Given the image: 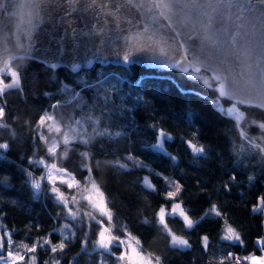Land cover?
Masks as SVG:
<instances>
[{
	"label": "trees",
	"instance_id": "trees-1",
	"mask_svg": "<svg viewBox=\"0 0 264 264\" xmlns=\"http://www.w3.org/2000/svg\"><path fill=\"white\" fill-rule=\"evenodd\" d=\"M11 67L19 70L22 86L6 90L4 96L7 117L0 124V142H8L9 148L0 149V176L8 175L10 179L0 181L2 221L13 230L17 243L21 240L31 243L49 229L59 227H63L68 237V247L63 252L52 254L48 245H42L36 253L37 264H44L45 260L54 264L56 259L60 264H98L101 258L105 264L118 263L119 258L114 253L121 251L119 246L108 252L96 248L98 219L104 218L99 213H95L98 219L89 216L92 209L82 198L78 204L72 203L71 196H82V193L60 184L69 192L71 206L80 209L79 215L70 217L64 204L51 191L45 165L38 162L41 157L48 163L57 162L81 178L82 183H87L83 180L87 175L83 167L87 160L81 155L85 151L91 154L95 178L114 210L116 234L124 235V227L129 228L141 237L145 252L163 253V264H210L213 256L218 260L230 250L245 255L256 247L255 238L264 235V214L253 212L251 206L256 195L264 192V153L242 140L231 119L213 110L209 100L216 96L215 92L188 80L178 69L96 63L78 72L66 67L53 71L31 59L15 60ZM65 83L70 87L61 91ZM179 89L194 90L197 94H182ZM45 91L51 95L45 96ZM56 101L60 103L53 107ZM45 112L59 122V133L49 132L47 127L42 130L36 127ZM248 117L264 120V112L248 110ZM153 123L173 136L165 139V151L153 147L156 137V128L151 127ZM74 127L79 131L73 132ZM41 131L48 138L47 144L40 139ZM116 132L121 134L116 136ZM65 133L77 135V140L64 145ZM260 135L264 132L252 127L249 139ZM80 137H87L89 142H81ZM189 138L204 144L205 153L193 154L185 142ZM54 140L61 145L55 158L48 154V145ZM256 142L264 143L259 139ZM234 145L243 152L241 156H236ZM65 151L66 158L62 155ZM129 152L143 157L144 165L137 166L134 160H128ZM172 155L178 159L173 161ZM29 157L34 159L30 161ZM116 161L128 167L123 168ZM27 171L33 173V178L42 177L39 190L32 186ZM156 171L186 185L182 196L194 217H200L212 201H217L228 213L230 222L241 230L246 243L241 246L238 241L220 240L221 218L209 213L191 229H185L179 217H170L171 226L183 232L191 244V247L171 246L154 216L156 206L170 203L163 196L170 186L155 174ZM232 173L237 175L238 181L232 183L231 191H226L222 185ZM250 174L255 175L251 186ZM145 175L152 178L157 191L144 187ZM213 185L218 187L212 195H196L200 187L212 188ZM144 196L148 197L151 207ZM144 217L149 218L148 223H144ZM37 225L41 226L40 231H35ZM203 233L210 236L209 251L201 245ZM58 237L59 233L54 232L53 238Z\"/></svg>",
	"mask_w": 264,
	"mask_h": 264
},
{
	"label": "snow or ice",
	"instance_id": "snow-or-ice-1",
	"mask_svg": "<svg viewBox=\"0 0 264 264\" xmlns=\"http://www.w3.org/2000/svg\"><path fill=\"white\" fill-rule=\"evenodd\" d=\"M58 2L66 3V0H58ZM138 6L146 7L147 11L152 13L151 18L158 24V29L146 38L142 33L138 34L140 39H137L136 43L140 47L134 46L132 50H140V48L155 50L153 48L155 45L159 47L161 54L168 56V38L160 32V29H170L179 36L180 32L177 29L187 28L189 30L188 39L180 42L182 51L171 56V62L166 66L179 69L188 80L199 83L209 91L215 92L216 96L209 100L213 110L224 118L231 119L242 140L248 141L254 149L264 153V143L256 142L257 139L264 141V135L252 136L249 139L252 127L264 132V120L254 118L249 120L248 117V110L264 112V0H149L147 5ZM24 7V5H19L18 11L22 13ZM122 8V5L117 6L115 12L112 13L117 22L120 19L117 13H120ZM66 15L70 17L71 12L67 11ZM68 22L73 23L70 19ZM43 23V18L37 15L30 21L29 28L34 31ZM75 31L76 29L72 28V32ZM157 36L159 38H156ZM29 47L31 46L29 45ZM131 54V51L125 52L123 60L129 62ZM47 66L53 71L59 67L55 63H50ZM79 68V64L71 66L73 72ZM21 86L20 72L10 66V61L0 67V100H4L6 90ZM69 87L66 83L62 84L61 91ZM179 90L182 94H197L194 90ZM44 95L50 96L51 93L45 91ZM201 98L205 97L202 96ZM225 101L227 102L226 105L223 103ZM59 103L56 101L53 107L58 106ZM6 117L7 108L6 100H4L0 104V124L5 122ZM246 120H248L247 124L244 123ZM36 127L41 130L47 127L49 132L59 133L61 131L59 122L47 112L39 117ZM151 127L156 128L153 147L165 149V138L171 139L172 134L163 127H157L154 123ZM78 131L75 127L73 128V132ZM120 134V132L115 133L116 136ZM195 135L193 133V136ZM40 139L46 144L48 143V138L43 135L42 131ZM80 139L85 144L89 142L87 137H80ZM76 140L77 135L65 133L63 144L70 145ZM185 142L195 155L206 151V146L197 140L189 138ZM60 147V143L54 141L48 145V154L55 158ZM8 148V142H0V149L7 150ZM237 148L238 146L234 145L233 151L239 157L243 152L238 151ZM62 155L66 158L67 151ZM81 155L87 160L83 166L87 171L83 180L87 183H82L81 178H78L75 173H69L67 168L60 167L57 162L48 163L43 157L39 159L38 162L44 164L47 169V180L52 185L51 191L55 193L57 200L64 204L68 213L75 218L79 213L71 206L70 194L59 185L64 184L68 189H76L78 193H82V196L72 195L71 202L78 204L82 198L92 209L88 212L89 216L97 218L95 213H99V216L104 217V219L97 218L100 228L95 243L100 248L111 250L113 243L120 241L122 244L121 251L114 253L119 258L120 264H163V253L145 252L141 237L129 228L124 227V235L116 234L114 210L108 203L105 191L95 178L91 154L85 151ZM126 156L128 160H134L137 166L144 165L143 157L131 152L127 153ZM33 159V157H29L30 161ZM177 159V156L172 155L173 161ZM116 163L123 168L128 167L127 164L120 161H116ZM96 164L99 165V161H96ZM155 174L170 186V190L163 193L165 200L170 201V203L163 202L156 206L154 216L157 223L162 226V230L166 232L168 243L171 246L191 247V244L183 232H178L171 226L170 217H179L184 228L191 229L209 213L214 217L221 218L220 240L238 241L241 246L246 243L241 230L230 222L228 213L222 210L217 201H212L200 217H194L188 211L185 198L182 196L186 185L162 171H156ZM27 176L32 186L39 190L42 185V177L33 178L31 171H27ZM9 179L8 175L0 176L2 182H7ZM248 180L251 186V182L255 180V175L250 174ZM237 181V175L232 173L222 187L226 191H231L232 183ZM143 185L147 190L157 191V185L149 175L143 177ZM217 187V185H213L212 188L200 187L196 195L201 193L212 195L213 190ZM143 199L151 207L148 197L144 196ZM12 203L15 204L16 202L13 200ZM251 208L253 212L264 214V192L256 195ZM3 215L4 213H0V250L4 251V255H0L2 264H37L38 256L36 253L42 245H48L52 254L63 252L68 247L66 242L68 237L64 234L63 227L49 229L31 243L26 240L17 243L13 238V230L3 223ZM143 219L144 223L149 222L148 217ZM24 227L27 230L28 226L25 225ZM40 230L41 226L37 225L35 231ZM54 232L59 233V237L56 239L53 238ZM254 243L256 247L245 255L230 250L225 255L220 256L218 260L217 257L213 256L210 264H264V235L257 236ZM201 245L206 251H209L210 236L208 233L201 235ZM44 264H48V261L45 260ZM54 264H60V260L56 259ZM98 264H105V262L101 258Z\"/></svg>",
	"mask_w": 264,
	"mask_h": 264
},
{
	"label": "water",
	"instance_id": "water-1",
	"mask_svg": "<svg viewBox=\"0 0 264 264\" xmlns=\"http://www.w3.org/2000/svg\"><path fill=\"white\" fill-rule=\"evenodd\" d=\"M148 3L149 0H66V3L0 0V67L8 63V58L23 55L69 68L73 64L88 67L95 60H101L103 64L172 69L166 65L171 62V56L182 51L180 42L188 39L187 28H178L179 36L170 29H160L168 38V56L161 54L155 45V50H132L134 46L140 47L136 43L140 39L138 34L142 33L146 38L158 29V24L151 18L152 13L146 7L138 6ZM19 5L25 6L22 13L18 11ZM120 5L123 8L117 13L120 16L117 22L112 13ZM67 11L71 12L70 17L66 15ZM37 15L44 23L36 30H30V21ZM69 19L73 23L70 24ZM72 28L76 31L72 32ZM127 51L132 52L129 62L123 60ZM3 254L0 250V255Z\"/></svg>",
	"mask_w": 264,
	"mask_h": 264
},
{
	"label": "bare ground",
	"instance_id": "bare-ground-1",
	"mask_svg": "<svg viewBox=\"0 0 264 264\" xmlns=\"http://www.w3.org/2000/svg\"><path fill=\"white\" fill-rule=\"evenodd\" d=\"M119 1H121V0H119ZM187 34H188V32H187ZM186 37V36H185ZM81 45V44H80ZM82 46L84 47L85 46V42H83L82 43ZM18 59H31V60H35V61H38V62H40V63H42V64H44L45 66H47L49 63H45L44 61H41V60H39V59H37V58H33V57H28V56H17V57H15V56H13V57H10V58H8L7 60H6V62H9L10 61V66H11V64H12V62H14L15 60H18ZM96 63H98V64H101V65H103V66H105V65H108V64H112V65H115V66H129V65H124V64H116V63H111V62H109V63H106V64H103L102 63V61L101 60H95L94 62H92V64L90 65V66H88V67H82V68H79V70H77V71H75V72H78V71H80V70H82V69H89V68H91L94 64H96ZM2 63H0V65H1ZM132 65V64H131ZM138 65V64H137ZM48 67V66H47ZM59 67H66V68H68L69 70H71V68H69L68 66H66V65H64V64H61V65H59ZM58 67V68H59ZM148 68V67H147ZM158 68V67H157ZM164 69V68H163ZM172 69H174V68H172ZM179 70V69H178ZM72 71V70H71ZM73 72V71H72Z\"/></svg>",
	"mask_w": 264,
	"mask_h": 264
},
{
	"label": "rangeland",
	"instance_id": "rangeland-1",
	"mask_svg": "<svg viewBox=\"0 0 264 264\" xmlns=\"http://www.w3.org/2000/svg\"><path fill=\"white\" fill-rule=\"evenodd\" d=\"M202 75H203V73H202ZM0 104H1V103H0ZM53 132H55V131H53ZM165 139H167V137H166ZM54 141L56 142V140H54ZM54 141H53V142H54ZM53 142H52V143H53ZM62 142H63V139H62ZM154 148L159 149V150H164V151H165V149H161V148H159V147H154ZM69 173H70V172H69ZM46 176H47V175H46ZM46 178H47V177H46ZM73 208H74L78 213L80 212L79 207L74 206ZM68 214H69V213H68ZM69 216L73 218V215L69 214ZM103 218H104V217H103ZM114 246H119L120 249L122 248V244H121L120 241H115V242L113 243L112 247H114ZM96 248H97L98 250H102V251H104V252L113 251L112 248H111V250H106V249H103V248L98 247L97 245H96ZM0 264H2V262H0ZM117 264H120V263H119V259H118V263H117Z\"/></svg>",
	"mask_w": 264,
	"mask_h": 264
}]
</instances>
